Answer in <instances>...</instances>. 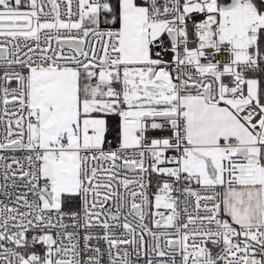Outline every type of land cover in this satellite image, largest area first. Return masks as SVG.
<instances>
[{
  "label": "snow or ice",
  "instance_id": "1",
  "mask_svg": "<svg viewBox=\"0 0 264 264\" xmlns=\"http://www.w3.org/2000/svg\"><path fill=\"white\" fill-rule=\"evenodd\" d=\"M0 264H264V0H0Z\"/></svg>",
  "mask_w": 264,
  "mask_h": 264
}]
</instances>
